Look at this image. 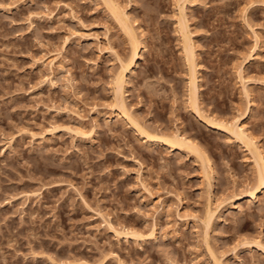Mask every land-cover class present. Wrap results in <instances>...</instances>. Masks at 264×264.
Returning <instances> with one entry per match:
<instances>
[{
    "label": "rangeland",
    "instance_id": "1",
    "mask_svg": "<svg viewBox=\"0 0 264 264\" xmlns=\"http://www.w3.org/2000/svg\"><path fill=\"white\" fill-rule=\"evenodd\" d=\"M107 1L0 0V264H264V0Z\"/></svg>",
    "mask_w": 264,
    "mask_h": 264
},
{
    "label": "bare ground",
    "instance_id": "2",
    "mask_svg": "<svg viewBox=\"0 0 264 264\" xmlns=\"http://www.w3.org/2000/svg\"><path fill=\"white\" fill-rule=\"evenodd\" d=\"M106 1V0H105ZM109 1V0H108ZM107 1V2H108ZM112 1V0H111ZM114 2V1H113ZM109 4V3H108ZM111 5V7H112V11L116 14V16H117V14H118V11H117V6L116 5H114L113 3L112 4H110ZM184 7V6H183ZM119 8V7H118ZM184 9V8H183ZM128 17V16H127ZM127 17H125V18H123V20L122 19H120V24H122L123 25V30L124 31H126V33L130 36V38L131 39H137L138 38V36H136V33L134 32V29H133V27H132V25H130L129 23H128V21L126 20L127 19ZM119 19V18H118ZM183 33V32H182ZM185 33V32H184ZM126 34V35H127ZM135 34V35H134ZM127 35V36H128ZM137 37V38H136ZM139 39V38H138ZM137 39V40H138ZM186 39V38H185ZM136 40V41H137ZM133 42V41H132ZM185 43H187V40H186V42ZM140 44H142L141 42L139 43H137V44H135V43H133V45H132V47H131V52H129V54H128V56L126 57V58H124V57H121V56H119L118 57V59L120 60V71L118 72V74H117V79H116V82H117V88H116V93H117V96L118 95H120L119 97H120V99L122 100V102H119V103H121L120 104V109H119V111H118V114H121V115H127L128 116V121L140 132V133H142V134H144V135H146V137H153L154 135H151V134H149V132H147V130H145L144 129V126H142L140 123H139V121H137V119L136 118H134L132 115H130V114H128V112L126 111V107H125V104H124V102H123V97H122V89H123V84H124V82H125V72L127 71V70H130L131 72H134V68L132 67V65L134 64H136V62H135V59L138 57V56H141V54H140V49H139V47H140ZM189 44V43H188ZM190 45V44H189ZM186 47H187V44H186ZM192 48H190V50H191ZM189 46L187 47V51H188V53L187 54H189ZM190 53L191 54H189L188 55V58L189 57H191L192 59H195L194 58V54H195V52L193 53V51H190ZM187 58V59H188ZM190 63V68H192V71H194V73L192 74L191 73V86H189V88H190V90H191V92H190V97L192 96V98L191 99H196L197 98V87H198V85H197V72H196V65H194V63H193V61L191 62V61H189ZM196 64V63H195ZM133 65V66H134ZM192 66V67H191ZM193 66H194V68H193ZM194 69V70H193ZM196 69V70H195ZM243 78V77H242ZM243 80V79H242ZM243 82H244V85H245V81L243 80ZM121 90V91H120ZM245 92H246V94L249 92V90L248 91H246V89H245ZM120 93V94H119ZM192 94V95H191ZM248 95H249V93H248ZM116 96V97H117ZM118 97V98H119ZM120 100V101H121ZM239 121V120H238ZM235 122V123H232V125L230 124H224V122L223 123H221V122H215V123H213V125L215 126V127H217V128H223V129H227V130H231L232 131V133L239 139V140H241L243 143H246L245 145H248L249 146V148L251 149L252 148V150H254V154H255V157H256V166H257V176H256V182H255V187H254V189L251 191V193H250V196H251V199H253V198H255V191L256 190H262L263 188H264V154H263V151H262V149L257 145V143L253 140L254 138H253V136L248 132V130H247V128L245 127V123H241V122ZM155 137V136H154ZM158 138V137H157ZM160 138H164V139H166L167 140V138L168 137H164V135L162 136V135H160ZM186 139V138H185ZM189 140V139H188ZM188 140H185V141H188ZM188 142H190L189 144L190 145H192L193 146V148L195 149V151H199L201 148H199L198 147V144L196 143V142H194V140L193 141H188ZM187 143V142H186ZM200 151H202V150H200ZM203 152V151H202ZM202 152L201 153H199L198 152V155L199 156H201V157H204L203 156V154H202ZM206 156V155H205ZM205 159H206V157H204ZM210 171V170H209ZM208 171V173L210 174V172H212V170L209 172ZM210 176H211V174H210ZM208 177H209V175H208ZM250 199V200H251ZM209 219H211V218H209ZM209 219H206V220H208V221H210ZM208 221H206V222H208Z\"/></svg>",
    "mask_w": 264,
    "mask_h": 264
}]
</instances>
